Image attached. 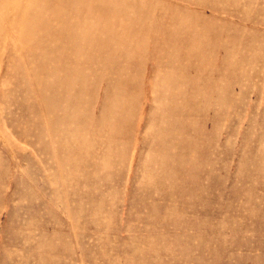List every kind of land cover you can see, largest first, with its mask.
Masks as SVG:
<instances>
[{
    "label": "rangeland",
    "instance_id": "obj_1",
    "mask_svg": "<svg viewBox=\"0 0 264 264\" xmlns=\"http://www.w3.org/2000/svg\"><path fill=\"white\" fill-rule=\"evenodd\" d=\"M0 264H264V0H0Z\"/></svg>",
    "mask_w": 264,
    "mask_h": 264
}]
</instances>
